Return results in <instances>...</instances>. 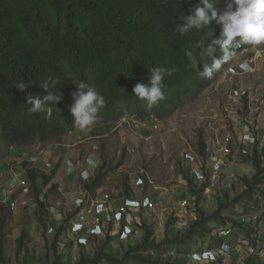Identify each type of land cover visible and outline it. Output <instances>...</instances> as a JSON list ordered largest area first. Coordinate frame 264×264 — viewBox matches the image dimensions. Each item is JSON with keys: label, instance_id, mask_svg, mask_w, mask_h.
I'll return each mask as SVG.
<instances>
[{"label": "rangeland", "instance_id": "obj_1", "mask_svg": "<svg viewBox=\"0 0 264 264\" xmlns=\"http://www.w3.org/2000/svg\"><path fill=\"white\" fill-rule=\"evenodd\" d=\"M239 46L241 51L233 53L221 66L216 81L198 93L195 99L178 105L174 113L166 118L127 116L125 120L120 118L113 122H102L98 118L85 130L74 127L72 121L64 135L45 143L36 141L38 147L35 144L29 146L26 154L12 151L0 141L2 168L17 159V169L27 171L28 168H35L50 176V180L55 176L62 181L59 177L66 176L65 181L60 183L61 190L55 182L40 186L43 183L38 178L40 183L37 185L42 188L39 193L43 201L41 207L31 184L26 194L13 195L15 207L0 205V239L3 240L4 259L0 258V264H52L56 256L65 264H72L82 256L94 257L98 252L111 253L120 258L128 247L142 243V225L149 227L150 240L155 243L180 237L195 219L189 214L190 211L198 214V210L210 215L216 210L220 199L229 203L222 211V215L228 217L234 227L228 236H218V230L223 227L210 223V232L204 238L194 237L190 241L171 245L166 243L161 247L162 254H157L156 250L140 249L141 255L177 259L185 264H204L197 263L192 253L204 249L215 250L221 239L233 244L231 253L234 255L223 264H264V179L253 186L251 199L241 198L245 205L232 202L246 189L244 177L251 180L256 174L251 154L240 152L242 133L250 132L258 137L251 151L254 148L259 152L264 151V44ZM243 63L248 65L249 70L240 67ZM230 67H234L236 73H228ZM155 120H161L156 129L152 127ZM226 135L231 138L233 149L230 155L220 156L222 165L215 171L210 154ZM79 139L81 142L71 147H52L49 153L55 161L52 169L44 167V161L50 159L47 155L34 162L21 161L23 157H37V149L50 142L70 144ZM200 140L204 143V151ZM186 153L197 157L195 164L184 157ZM65 157L74 161L94 159V175L97 172L106 173L101 187L95 193L90 191L94 197L104 193H109L114 200L116 197H126L127 183L129 196L146 195L153 200L152 209L130 213L132 230L118 246H106V235L91 236L85 244H78L70 233V222L75 214L71 197L73 191L84 190L83 183L87 181H83L78 174H65ZM260 161V166L264 167V154ZM195 167L202 171L201 180L193 172ZM138 177L143 180L140 186L135 185ZM258 177L264 178V172ZM2 181L0 178L1 186ZM189 181L192 186H188ZM185 197L190 199V207L188 213L184 214L179 201ZM249 211H255L258 219L247 222L245 217L246 221L238 222L242 219V213ZM1 219H4L3 224ZM61 224L64 225L63 231L53 247L55 233H49L48 228L53 226L56 230ZM111 229L110 225L108 231ZM21 230L27 231V237L23 249L18 252L17 238ZM259 232V243H256ZM254 244H258V248ZM189 246V252H185ZM99 264L110 263L101 260ZM126 264L140 263L130 260Z\"/></svg>", "mask_w": 264, "mask_h": 264}, {"label": "trees", "instance_id": "obj_2", "mask_svg": "<svg viewBox=\"0 0 264 264\" xmlns=\"http://www.w3.org/2000/svg\"><path fill=\"white\" fill-rule=\"evenodd\" d=\"M198 3L199 0H0V141L8 146L28 148L36 141L45 143L64 135L73 121L69 109L74 102L71 93L76 85L71 77L103 95L105 106L98 113L102 122L127 116L144 119L152 115L163 119L173 114L178 105L195 99L217 80L219 72L210 79L198 75L207 49L197 44L206 40L210 43L219 37L221 30L220 25L211 22L209 29H194L183 36L174 31L182 23L180 17L190 14L189 9ZM188 52L192 55H187ZM196 62L201 64L195 69ZM155 67L171 69L172 74L164 77V99L148 108L145 101L132 94V89L136 83H148L149 70ZM45 80L57 82L49 91H57L60 96L56 106L51 105L50 118L45 113L28 114L25 105L29 95L47 94L39 86ZM20 81L26 85L23 91L16 88ZM200 144L204 151L202 140ZM263 154L257 148L252 150L256 174L251 180L244 177L246 189L232 202L252 198L253 186L264 179L258 177L264 172L260 166ZM26 172L41 207L40 186L48 185L50 176L35 168H28ZM105 176L104 172L95 173L83 184L84 188L95 193ZM39 177L43 183L40 186L36 182ZM127 188L125 183L126 197H130ZM228 204L220 199L210 215L196 210L198 214L180 237L155 243L150 240L149 227L142 225V243L128 247L120 258L98 252L94 257L82 256L72 264H99L101 260L110 264H126L130 260L140 264H185L152 254L143 256L139 250L147 248L162 254L161 247L166 243L204 238L210 232V223L226 227L230 219L222 211ZM63 226L55 231L53 247ZM26 237L27 231L21 230L17 238L18 252L23 249ZM112 239V235L106 234L105 245L111 247ZM219 240L217 247L223 244ZM2 245L0 239V258L4 260ZM52 264L65 263L56 256Z\"/></svg>", "mask_w": 264, "mask_h": 264}, {"label": "built area", "instance_id": "obj_3", "mask_svg": "<svg viewBox=\"0 0 264 264\" xmlns=\"http://www.w3.org/2000/svg\"><path fill=\"white\" fill-rule=\"evenodd\" d=\"M245 65V63H243ZM242 69L243 67L240 66ZM228 73L233 74L236 73L234 67H230L228 69ZM236 95H239L236 93ZM125 120V118L123 119ZM161 120H155L152 127L154 129L158 128ZM258 137H254L250 132H243L241 135V148L240 152L243 154H251L250 148L256 145V140ZM78 142H81L79 139L77 142L70 144H62V143H54L50 142L44 147H39L37 149L38 156L35 158L24 159L29 162H34L40 157L49 156L50 151H52L53 146L62 145L66 147H71L72 145H76ZM35 147H38L36 144ZM233 149V143L231 142V138L226 135L220 140V145L216 150H212L210 154V161L212 163L213 170H217L222 165L221 155H230ZM219 152V154H217ZM19 154H26V150H20ZM50 157V156H49ZM184 157L190 161L192 164H195L197 161V157L193 154L186 153ZM32 160V161H31ZM20 161V162H21ZM91 159H77L65 160V168L64 172L67 176H74L78 174L83 181H88L93 177L94 171L96 168L95 164H89ZM19 161L15 159L12 162L7 163L6 166L0 167V178L3 180V186L0 185V205H8L10 207L16 206V201L13 199V195L19 193H27L30 188V180L28 178L27 172L24 169H17L15 165H17ZM55 165V161H53L50 157L48 161H44V167L46 169H52ZM194 174L198 176L199 180L203 178L202 171L199 170L198 167H195L193 170ZM53 177L50 180V184L55 182L59 190H61V182H63L66 176ZM1 183V184H2ZM143 183L141 177H138L135 181L136 186H140ZM72 199V209L75 210V214L73 219L70 222L69 231L76 238V242L78 244H85L88 241V238L91 236L100 237L107 235H112L113 239L111 240L112 246H118L120 241H124L128 238L133 223L130 222V213L132 214L134 211H139L141 209L150 210L154 207L153 200L146 196L142 195L138 198H129V197H116L118 200L116 204L113 203V198L109 193H104L100 197H94L89 190H77L73 191ZM239 204L245 205V201H240ZM179 207L182 212L188 213V208L190 207V199L185 197L184 199L179 201ZM189 214L196 217V214L193 211H190ZM242 219L238 222H244L245 217H247V222L256 221L258 216L255 211H249L248 213H242ZM111 225V231H108V227ZM231 222L229 221L226 227H223L218 230V236L226 237L232 231ZM55 229L53 226H49L48 232L55 233ZM256 243H259V235ZM254 237H257L255 235ZM240 240V239H239ZM235 243V241H232ZM255 247L258 248V244H254ZM253 247V246H252ZM233 248V244L231 242H223L221 247H217L215 250L212 249H204L200 251H195L192 253V258L196 260L197 263L203 262L204 264H223L229 258L234 255L231 253V249ZM264 255V254H263Z\"/></svg>", "mask_w": 264, "mask_h": 264}, {"label": "clouds", "instance_id": "obj_4", "mask_svg": "<svg viewBox=\"0 0 264 264\" xmlns=\"http://www.w3.org/2000/svg\"><path fill=\"white\" fill-rule=\"evenodd\" d=\"M221 3H223L222 8L220 7ZM189 13L188 15H182L180 17L182 23L177 24L174 28V31L180 36L194 29L197 31L205 28L209 29L211 22L221 26L218 38L211 40L210 43H206V40L197 44V47L207 49L204 54V62L202 63L203 69L198 71V75L202 78H212L222 64L230 59L236 46L264 44V0H199L196 6L189 9ZM216 52L220 54L218 57L213 55ZM187 55L190 56L192 53L188 52ZM199 64L201 63L196 62L193 67L196 69ZM242 67L245 70H249L246 64L242 65ZM149 71L148 83H136L132 89V94L141 101H145L146 106L151 108L164 99V77L165 75H171L172 70L155 67L150 68ZM71 79L76 85L75 91L71 93L74 102L69 109L73 117L72 125L80 130H85L90 128L98 119V113L105 106V100L103 95L94 87L83 81L77 82L72 77ZM56 85L57 82L55 80H45L40 83L39 86L47 94L43 97L37 95H29L27 97L25 105L28 106V114L45 113L46 118L51 117V105L54 104L56 106L60 96L57 91H49V87H56ZM25 87L26 85L21 81L16 86L21 91ZM124 118L127 117H122V119ZM9 147L12 151L27 149L15 145ZM92 163L96 165L94 159L89 161V164ZM36 182H38V179Z\"/></svg>", "mask_w": 264, "mask_h": 264}, {"label": "crops", "instance_id": "obj_5", "mask_svg": "<svg viewBox=\"0 0 264 264\" xmlns=\"http://www.w3.org/2000/svg\"><path fill=\"white\" fill-rule=\"evenodd\" d=\"M18 150H21V149H18ZM68 157H65L64 158V161L67 159ZM64 161H63V163H62V166L61 167H63V164H64ZM65 168V167H64ZM65 181V180H64ZM38 184L40 183V181L38 180V182H37ZM140 196H142V195H140ZM140 196H134V197H129V198H138V197H140ZM118 202V200L117 199H115L114 201H113V203L114 204H116ZM134 212H136V211H134Z\"/></svg>", "mask_w": 264, "mask_h": 264}, {"label": "bare ground", "instance_id": "obj_6", "mask_svg": "<svg viewBox=\"0 0 264 264\" xmlns=\"http://www.w3.org/2000/svg\"><path fill=\"white\" fill-rule=\"evenodd\" d=\"M240 48H241V46H236V47L233 49L234 54H237L239 51H241ZM236 49H237V50H236ZM235 50H236V52H235ZM23 194H26V193H23Z\"/></svg>", "mask_w": 264, "mask_h": 264}]
</instances>
